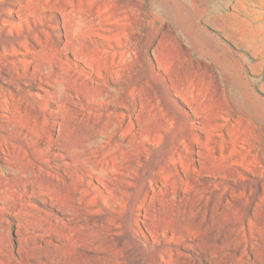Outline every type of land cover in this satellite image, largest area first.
Wrapping results in <instances>:
<instances>
[{"label": "rangeland", "instance_id": "obj_1", "mask_svg": "<svg viewBox=\"0 0 264 264\" xmlns=\"http://www.w3.org/2000/svg\"><path fill=\"white\" fill-rule=\"evenodd\" d=\"M0 264H264V0H0Z\"/></svg>", "mask_w": 264, "mask_h": 264}, {"label": "trees", "instance_id": "obj_2", "mask_svg": "<svg viewBox=\"0 0 264 264\" xmlns=\"http://www.w3.org/2000/svg\"><path fill=\"white\" fill-rule=\"evenodd\" d=\"M256 92H257V90H256Z\"/></svg>", "mask_w": 264, "mask_h": 264}]
</instances>
